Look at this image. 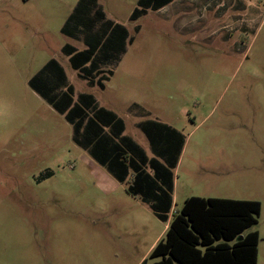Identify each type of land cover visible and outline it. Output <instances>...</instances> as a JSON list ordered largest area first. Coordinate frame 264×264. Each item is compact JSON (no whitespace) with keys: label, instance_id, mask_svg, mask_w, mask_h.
<instances>
[{"label":"rangeland","instance_id":"374dc122","mask_svg":"<svg viewBox=\"0 0 264 264\" xmlns=\"http://www.w3.org/2000/svg\"><path fill=\"white\" fill-rule=\"evenodd\" d=\"M138 1L0 0V264H152L192 196L259 202L246 233H258L264 264V0H172L131 19ZM89 44L105 63L103 89L65 54ZM50 61L74 102L89 94L115 113L148 158L138 123L182 136L167 223L77 146L31 88Z\"/></svg>","mask_w":264,"mask_h":264},{"label":"trees","instance_id":"16d2710c","mask_svg":"<svg viewBox=\"0 0 264 264\" xmlns=\"http://www.w3.org/2000/svg\"><path fill=\"white\" fill-rule=\"evenodd\" d=\"M171 1L139 0V9L131 19L147 10L156 12ZM89 45L77 53L66 49L65 54L71 68L81 73L90 87L103 89L107 78L98 75L105 63L102 57L96 58V45ZM29 85L72 126L77 146L119 183L129 180L126 192L146 203L159 221L168 222L174 185L171 170L184 145L176 130L158 122L138 123L154 155L148 158L138 144L123 135L124 122L115 113L98 108L89 94L78 95L74 102L73 88L54 61ZM57 90L61 92L58 95ZM260 211L257 201L188 197L148 257L157 260L152 264H257L258 233L246 232L257 224Z\"/></svg>","mask_w":264,"mask_h":264},{"label":"crops","instance_id":"0c3cea01","mask_svg":"<svg viewBox=\"0 0 264 264\" xmlns=\"http://www.w3.org/2000/svg\"><path fill=\"white\" fill-rule=\"evenodd\" d=\"M213 2H216V3H214V4H217V7L219 6V7H221V3H217L218 2V0H206V6H205V8H209V5L208 4H210V5H212L213 4ZM171 4V3H170ZM168 6V5H167ZM166 6V7H167ZM166 7H163L162 9H160V10H158V11H156V12H160V11H163V10H165V8ZM80 94H84V93H80ZM79 94V95H80ZM124 122V121H123ZM124 127H125V123H124ZM125 133V129H124V132H123V135H125L124 134ZM126 136V135H125ZM96 163V162H95ZM97 164V163H96ZM98 165V164H97ZM173 183H174V181H173ZM174 188H175V186L173 185V190H174ZM136 198H138V197H136ZM188 198V197H187ZM142 202V201H141ZM142 203H144V202H142ZM144 204H146V203H144ZM147 205V204H146ZM167 223V222H166ZM168 225V224H167Z\"/></svg>","mask_w":264,"mask_h":264}]
</instances>
